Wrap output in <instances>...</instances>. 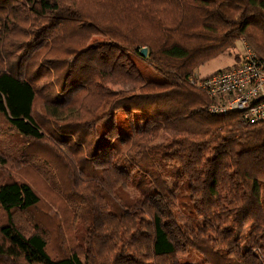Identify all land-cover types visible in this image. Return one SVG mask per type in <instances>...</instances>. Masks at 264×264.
<instances>
[{
  "label": "trees",
  "instance_id": "obj_1",
  "mask_svg": "<svg viewBox=\"0 0 264 264\" xmlns=\"http://www.w3.org/2000/svg\"><path fill=\"white\" fill-rule=\"evenodd\" d=\"M64 31L106 39L40 62ZM258 36L264 0H0V119L26 140L19 155L48 141L78 156L66 198L76 220L89 219L83 237L77 227L80 242L51 251L39 224L24 234L14 222L39 203L37 192L0 176V264H181L192 250L202 264H264V121L210 112L195 86L196 69L240 39L264 59ZM136 56L165 79L142 74ZM47 70L56 76L41 97L54 119L46 128L34 104ZM144 85L159 90L136 91ZM85 92L99 97L91 112L75 107ZM162 131L168 138L155 143ZM158 166L172 169L170 182ZM183 188L194 225L179 218ZM247 224L239 241L229 236Z\"/></svg>",
  "mask_w": 264,
  "mask_h": 264
},
{
  "label": "rangeland",
  "instance_id": "obj_2",
  "mask_svg": "<svg viewBox=\"0 0 264 264\" xmlns=\"http://www.w3.org/2000/svg\"><path fill=\"white\" fill-rule=\"evenodd\" d=\"M76 31H64L60 32L58 36L54 39L50 46L43 50L42 55L40 56V62L45 57H56L62 59L65 57L66 51L69 50V47H75L78 49L83 46H88L97 41L105 40L106 37L102 34L92 33V32H82L80 34H74ZM148 31H145V33ZM260 45L264 48V39H261L258 36ZM21 41V38H16ZM16 39H13L14 41ZM12 40V39H11ZM245 45L249 47L252 52L258 55L253 49L252 46L246 40H238L235 43V47L226 53L210 59L205 62L203 65L199 66L195 73L198 77H205L207 75L213 74L217 70L228 68L232 66L235 61L239 59V55H242ZM49 50H51L49 52ZM47 53V55H44ZM134 61L137 65L138 70L144 74L146 77H149L153 80H164L165 75L159 72H156L152 69L144 60L136 56ZM37 63V62H34ZM45 72V71H44ZM43 72V73H44ZM52 71H46L45 75L37 84L38 93L36 96L34 104L35 116L40 119L43 125L47 128L52 125L54 121L53 118L48 117L44 106L45 100L41 97H45L49 89L48 83L54 77ZM56 76V75H55ZM46 89H41L43 86ZM107 87L111 90H116L121 88L120 85L107 84ZM159 88L155 86L144 85L138 88L137 92L142 91H158ZM99 102V97L93 92L84 93L79 102L78 106L84 107L89 112L94 110ZM62 112V111H61ZM66 116H61V119H68L70 113H64ZM144 116V115H141ZM113 120V119H112ZM142 118L139 119L137 124L142 123ZM110 120H106L105 124L110 126ZM116 123L122 126V129H129V123L124 119L122 113L116 115ZM43 129H45L43 127ZM44 131V130H43ZM46 137H49L46 131ZM168 138L164 132H159L157 134V139L155 143L163 142ZM26 142L25 139L16 135L11 129L5 127V122L0 119V156L6 157V165L0 164V176L8 175L10 177H18L22 180L27 181L31 184L33 189L39 195V203L32 208L30 211L26 212H16L14 213V222L16 223L19 230L24 234H30L34 231L41 230L47 241L49 242L50 250H57L58 247H67L73 246L76 244L79 239L80 228H77L80 225L79 219L76 220V216L73 215V208L70 202H67V186H70L69 183V173H71L72 167L76 166V159L78 156L70 157L68 149L63 146L55 145L52 142L41 141L39 144L43 145L40 147H30L25 152L23 151L20 155L22 148V143ZM7 147L6 154L1 152L2 148ZM162 174L168 178L169 181V171L172 170L169 166H165L164 170L162 167L158 166ZM79 187H82V184L79 182ZM72 186V184H71ZM70 186V187H71ZM91 187L90 185H87ZM85 186V187H87ZM86 193L88 191L83 190ZM131 191H133L131 189ZM66 192V193H65ZM90 194V193H89ZM187 191L183 188L179 192V198L181 201L185 198ZM183 204H180L181 208L178 210L179 218L181 222L196 224L195 215L191 213L187 207V201L183 200ZM179 209V208H178ZM86 214V219L89 217V214L84 210ZM89 219L86 222H81L82 229L80 231L83 237V230ZM39 224L37 228H34V224ZM251 228V224H247L243 227L242 231H238L234 234L229 235L232 239L239 241L246 233H248ZM39 230V231H40ZM73 236L77 239H73ZM82 240V238H81ZM82 258L83 255H81ZM202 256L196 251H190L186 256L182 257L181 264H202ZM88 264V262L86 263Z\"/></svg>",
  "mask_w": 264,
  "mask_h": 264
},
{
  "label": "built area",
  "instance_id": "obj_3",
  "mask_svg": "<svg viewBox=\"0 0 264 264\" xmlns=\"http://www.w3.org/2000/svg\"><path fill=\"white\" fill-rule=\"evenodd\" d=\"M195 86L211 99L210 112L237 111L246 123L264 121V59L246 45L232 66L200 77Z\"/></svg>",
  "mask_w": 264,
  "mask_h": 264
},
{
  "label": "water",
  "instance_id": "obj_4",
  "mask_svg": "<svg viewBox=\"0 0 264 264\" xmlns=\"http://www.w3.org/2000/svg\"><path fill=\"white\" fill-rule=\"evenodd\" d=\"M139 53L142 55V56H145L146 55V48L143 47L140 49Z\"/></svg>",
  "mask_w": 264,
  "mask_h": 264
}]
</instances>
